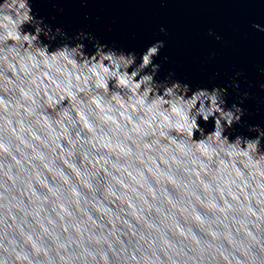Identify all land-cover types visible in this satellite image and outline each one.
I'll return each instance as SVG.
<instances>
[{
  "label": "clouds",
  "instance_id": "1",
  "mask_svg": "<svg viewBox=\"0 0 264 264\" xmlns=\"http://www.w3.org/2000/svg\"><path fill=\"white\" fill-rule=\"evenodd\" d=\"M36 2L0 0V264H264L253 83L193 86L164 40L126 50Z\"/></svg>",
  "mask_w": 264,
  "mask_h": 264
},
{
  "label": "water",
  "instance_id": "2",
  "mask_svg": "<svg viewBox=\"0 0 264 264\" xmlns=\"http://www.w3.org/2000/svg\"><path fill=\"white\" fill-rule=\"evenodd\" d=\"M55 6L64 13L54 23L84 28L126 50L140 52L164 40V71H175L193 86L211 87L213 75V83L225 84L226 74L241 71L242 88L253 83L252 91L264 98L257 87L264 83V33L251 28L264 25V0H57ZM33 8L45 17L54 14L45 0ZM209 29L221 39L208 36ZM245 107L253 113L249 122L264 126V106L250 100Z\"/></svg>",
  "mask_w": 264,
  "mask_h": 264
}]
</instances>
